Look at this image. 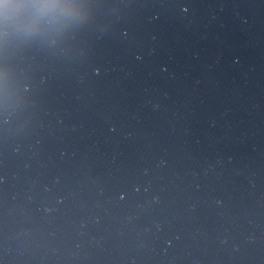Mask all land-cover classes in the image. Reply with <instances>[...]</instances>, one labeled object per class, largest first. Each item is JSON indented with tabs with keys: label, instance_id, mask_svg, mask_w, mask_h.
Masks as SVG:
<instances>
[{
	"label": "clouds",
	"instance_id": "9594fccd",
	"mask_svg": "<svg viewBox=\"0 0 264 264\" xmlns=\"http://www.w3.org/2000/svg\"><path fill=\"white\" fill-rule=\"evenodd\" d=\"M31 8L34 10L35 18L44 17L55 10H70L71 5H59L52 0H36L35 3L27 4L25 0H0V18L6 23L15 22L23 17L25 10ZM35 20L30 21L26 28L33 30Z\"/></svg>",
	"mask_w": 264,
	"mask_h": 264
}]
</instances>
